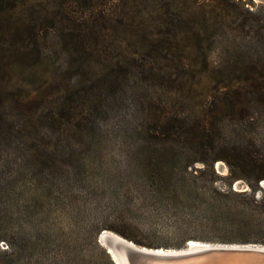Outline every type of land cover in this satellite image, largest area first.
I'll return each instance as SVG.
<instances>
[{"label":"rangeland","instance_id":"1","mask_svg":"<svg viewBox=\"0 0 264 264\" xmlns=\"http://www.w3.org/2000/svg\"><path fill=\"white\" fill-rule=\"evenodd\" d=\"M242 1L0 0V264H115L105 231L264 247V5Z\"/></svg>","mask_w":264,"mask_h":264},{"label":"water","instance_id":"2","mask_svg":"<svg viewBox=\"0 0 264 264\" xmlns=\"http://www.w3.org/2000/svg\"><path fill=\"white\" fill-rule=\"evenodd\" d=\"M255 1L264 5V0ZM237 187L245 189V187L241 184H238ZM99 242L110 249H115V251L122 249L126 255L125 260L127 264H138L139 262H144V264H186L197 261L200 258H209L219 254L255 255L264 259V247L257 245H204L192 243L189 244L190 247L184 250L162 251L159 249L139 247L132 242H124L111 235L103 234L99 237ZM112 260L115 264H117L113 258Z\"/></svg>","mask_w":264,"mask_h":264},{"label":"bare ground","instance_id":"3","mask_svg":"<svg viewBox=\"0 0 264 264\" xmlns=\"http://www.w3.org/2000/svg\"><path fill=\"white\" fill-rule=\"evenodd\" d=\"M103 235H111L113 237H116L117 239H120L121 241L124 242H130L123 237L113 233V232H108L105 231L102 233ZM105 237V236H103ZM103 239V238H102ZM133 243V242H132ZM196 243V244H203V243H198V242H191ZM105 246L104 244H102ZM206 245V244H204ZM209 245V244H207ZM106 247V246H105ZM108 254L113 258L117 264H127L125 258L126 255L123 252L122 249L115 251V249H110L106 247ZM159 250H165V249H159ZM173 251V250H171ZM138 264H144V262H139ZM150 264V263H146ZM152 264H163V263H152ZM186 264H264V259L261 257H257L255 255H245V254H219L216 256L212 257H207V258H200L197 261H193L190 263Z\"/></svg>","mask_w":264,"mask_h":264},{"label":"trees","instance_id":"4","mask_svg":"<svg viewBox=\"0 0 264 264\" xmlns=\"http://www.w3.org/2000/svg\"><path fill=\"white\" fill-rule=\"evenodd\" d=\"M229 2L236 4L235 0H228ZM239 5H244L242 0H239ZM108 254V253H107ZM109 255V254H108Z\"/></svg>","mask_w":264,"mask_h":264}]
</instances>
